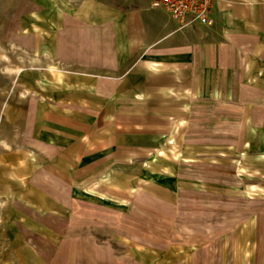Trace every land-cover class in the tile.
I'll list each match as a JSON object with an SVG mask.
<instances>
[{"label":"rangeland","instance_id":"rangeland-1","mask_svg":"<svg viewBox=\"0 0 264 264\" xmlns=\"http://www.w3.org/2000/svg\"><path fill=\"white\" fill-rule=\"evenodd\" d=\"M22 1L0 0V51L10 56L9 61H0V199L5 200L4 205L0 204V264H28L27 256L38 249L48 264H156L154 260H141L129 243L120 240V234L135 244L155 247L160 254L159 264H239L235 241L255 216L258 228L252 238L259 243V249L253 255V264H264V199L248 198L244 187L250 181L237 178L246 137L245 109L253 103L258 116H264V87L247 82V59L242 50L233 58L234 67L213 71L208 78V95L189 106L193 109L185 117L190 124L180 133V129L177 131L183 144L179 159L155 153L182 166L186 149L196 151L190 166L195 172L185 174L186 181L179 191L174 179L160 184L144 178L146 164L155 155L152 154L140 162L138 173L118 172L132 177L131 185L101 183L103 189L129 200L124 210L86 203L73 196V189L97 183L111 170L81 184L62 182L51 175L41 161L30 117L32 106L47 94L39 90L38 83L28 85L24 78L1 72L5 64L27 70L36 67L43 74L50 67L47 58H41L40 63L30 60L39 56L32 54L31 42L24 43L30 32L24 34L21 29L32 26V20L1 19L8 16L6 8ZM257 57L264 63V50ZM217 89L224 98L221 103L211 96ZM231 90L235 93L233 101L227 97ZM4 141L11 145L10 149ZM222 150L227 151V156L219 154ZM31 153L41 163L19 172L15 166L18 157ZM13 171L24 175L25 183L12 177ZM42 188L71 208L72 214L59 216L47 209L44 203L50 200L38 191ZM143 195L154 201V207L138 208L133 204ZM42 243L48 245L45 251L39 246ZM194 243L196 250L192 249Z\"/></svg>","mask_w":264,"mask_h":264},{"label":"crops","instance_id":"crops-1","mask_svg":"<svg viewBox=\"0 0 264 264\" xmlns=\"http://www.w3.org/2000/svg\"><path fill=\"white\" fill-rule=\"evenodd\" d=\"M70 2L74 11L46 28L56 35L55 55L42 53L41 30L24 38L33 55L71 74L30 114L41 161L62 182L81 184L108 169L136 174L155 153L179 159L176 124L178 133L190 124L185 116L208 95L209 76L234 67L241 46L264 39V0H217L212 22L196 30L152 8L157 0ZM12 5L2 20H34L48 10L36 0Z\"/></svg>","mask_w":264,"mask_h":264},{"label":"bare ground","instance_id":"bare-ground-1","mask_svg":"<svg viewBox=\"0 0 264 264\" xmlns=\"http://www.w3.org/2000/svg\"><path fill=\"white\" fill-rule=\"evenodd\" d=\"M36 1L43 2L44 4L48 5L49 8L42 13H35L32 15L34 18H36L32 20V26L25 25L23 30L25 32L41 30L44 37H46V40L43 43L42 53L53 52L55 55V50L52 49L51 45L54 44L56 35L54 31H47L46 28L49 26H56V20L53 18H60L66 9L73 12V5L71 4L70 0ZM258 41V39L255 40V42L250 40V42H248L249 45L246 44L245 46H241V54L245 59H247V82L255 86L264 87V63L257 59L258 54L264 50V41ZM254 44L256 48H253ZM249 46L252 47L254 51L253 49L251 50ZM21 59L22 61H25L26 57L21 55ZM9 60L10 56L5 52L0 51V61ZM30 60L33 63L42 62L41 58L37 57H30ZM49 66L50 67L45 74L41 73L36 67L27 70L23 69L22 67H13L8 64H5L1 67V72L2 74H6L14 78H24V82L28 85L32 84L33 82L38 83L40 91L53 92L62 86V83H65L70 78L71 74H69V72H67L65 69L59 67V65L55 62H50ZM213 96L216 100L215 102L221 103V101L224 100L222 93L218 89L214 92ZM227 97L233 101L235 99V93L231 90ZM5 106H7V104H5ZM255 107L256 106L253 103H250L248 105V109H245L247 111V117L245 118L243 124L246 129V137L243 141L244 153H240L241 159L238 160V164L240 165L237 178L240 180L250 181L244 187V194L248 195V198L264 199V116L259 117L255 111ZM37 116L38 115H36L35 120H37ZM35 120L33 119V121ZM181 125L182 124L179 123L176 124V132L180 129ZM28 132L32 133V127L28 130ZM165 137L171 139V137L168 135ZM172 140L176 141L174 137H172ZM4 144L6 145V148H11V145L8 142L4 141ZM195 153L196 151L192 149H186L183 161L184 164L182 166H175L174 164H171L170 162L163 159L160 155L155 154L146 164L144 178L150 182L160 184L174 179L177 182L175 188L179 191L186 181V178H184L185 174L195 172L190 167L191 162H194L192 159ZM219 154L222 156H227L228 153L227 151L222 150L219 152ZM39 163L37 155L31 153L26 157H18L15 166L20 172L30 169L33 164L38 166ZM12 177L20 178L22 182L25 183V179L22 178L24 175L20 176L18 172L16 173L13 171ZM132 181V177L111 170L105 174L99 180V182L97 181V183L84 188H80L79 185H77L73 189V196L76 199L83 200L86 203L102 204L109 208L114 207L118 210H124L126 206H129V200H125L124 197H119L116 193L103 189L101 183L104 182L116 187H120L121 185L129 186L132 184ZM253 181L258 183H253ZM48 190L46 188L38 189V191H40V193L45 198L50 200V202L44 201V204L47 205V209L52 210L54 214L59 216L66 215L67 217L69 214H72V209L67 208L63 203L52 198L51 192ZM4 203L5 200L0 199V204L4 205ZM133 204L138 208L141 206L144 208L152 206L154 207V201L151 200L149 196L144 195L140 200H138V203L135 202ZM257 225L258 217H252L242 228V233H240L236 238L235 250L238 259L241 261L239 264H253V259L255 260L256 256L253 255L256 251H258L259 243L257 240L252 238V235L258 228ZM119 238L122 240V242L129 243L131 251H136V254L141 260H154L156 264L160 263V254L155 247L145 246L138 243L135 244L132 242L131 238L124 234H120ZM39 246L43 248V251H45L46 247H48V245L45 243H42V245L40 244ZM197 247V244H192V249L196 250L198 249ZM40 250L41 249L35 250L33 253H30L27 256L26 259L28 264H48L47 260L42 256Z\"/></svg>","mask_w":264,"mask_h":264},{"label":"built area","instance_id":"built-area-1","mask_svg":"<svg viewBox=\"0 0 264 264\" xmlns=\"http://www.w3.org/2000/svg\"><path fill=\"white\" fill-rule=\"evenodd\" d=\"M217 0H157L154 8L165 11L167 17L181 29H195L212 22Z\"/></svg>","mask_w":264,"mask_h":264}]
</instances>
